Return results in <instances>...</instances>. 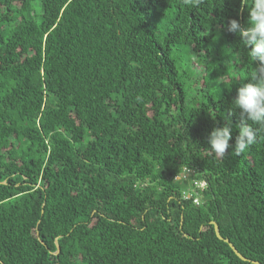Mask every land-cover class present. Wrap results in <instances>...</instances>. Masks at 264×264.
Returning a JSON list of instances; mask_svg holds the SVG:
<instances>
[{
  "label": "trees",
  "instance_id": "16d2710c",
  "mask_svg": "<svg viewBox=\"0 0 264 264\" xmlns=\"http://www.w3.org/2000/svg\"><path fill=\"white\" fill-rule=\"evenodd\" d=\"M249 3L0 0V264H264V131L206 150L238 135Z\"/></svg>",
  "mask_w": 264,
  "mask_h": 264
},
{
  "label": "clouds",
  "instance_id": "9594fccd",
  "mask_svg": "<svg viewBox=\"0 0 264 264\" xmlns=\"http://www.w3.org/2000/svg\"><path fill=\"white\" fill-rule=\"evenodd\" d=\"M201 3L203 0H183L186 6L196 7ZM247 10V25L231 19L227 31L239 37L254 67L248 82L238 88L231 102L232 113L238 112L240 118L235 144L229 143L233 132L231 120L226 119L224 126L215 127L207 136L206 150L218 158H224L230 147L239 156L256 142L257 133L264 131V0H250Z\"/></svg>",
  "mask_w": 264,
  "mask_h": 264
},
{
  "label": "built area",
  "instance_id": "2783aa9c",
  "mask_svg": "<svg viewBox=\"0 0 264 264\" xmlns=\"http://www.w3.org/2000/svg\"><path fill=\"white\" fill-rule=\"evenodd\" d=\"M197 172L193 169L183 168L181 172L174 177L177 181H183L188 183L186 190L182 192L183 199H192V203L195 205L200 204L198 194L203 192L207 187V183L202 179L196 178Z\"/></svg>",
  "mask_w": 264,
  "mask_h": 264
},
{
  "label": "water",
  "instance_id": "95a60500",
  "mask_svg": "<svg viewBox=\"0 0 264 264\" xmlns=\"http://www.w3.org/2000/svg\"><path fill=\"white\" fill-rule=\"evenodd\" d=\"M213 225H214V232H215V235H216V237L220 240L221 238H220V236H219L218 228H217V226H216L214 223H213ZM224 242L227 243V244L229 245L230 249L233 251V253L237 256L238 259H240L241 261H245V260H246L244 257H242V256H241V255L235 250V248H234L231 244H229V242H228L227 240H224Z\"/></svg>",
  "mask_w": 264,
  "mask_h": 264
}]
</instances>
